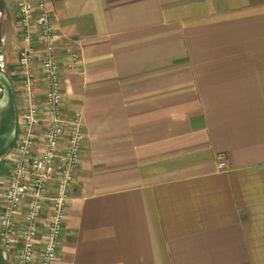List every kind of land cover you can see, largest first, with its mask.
<instances>
[{"label": "crops", "instance_id": "crops-1", "mask_svg": "<svg viewBox=\"0 0 264 264\" xmlns=\"http://www.w3.org/2000/svg\"><path fill=\"white\" fill-rule=\"evenodd\" d=\"M14 2L0 0V62L18 111ZM48 9L80 54L58 67L85 131L55 264H264V0Z\"/></svg>", "mask_w": 264, "mask_h": 264}, {"label": "built area", "instance_id": "built-area-1", "mask_svg": "<svg viewBox=\"0 0 264 264\" xmlns=\"http://www.w3.org/2000/svg\"><path fill=\"white\" fill-rule=\"evenodd\" d=\"M49 0H15L14 14L24 46L16 72L22 107L16 134L5 160L8 177L0 205V257L4 264H55L85 138L82 112L62 110L59 55L66 66L77 65L80 54L68 39L56 34ZM38 64V73L33 70ZM1 71L5 69L0 62ZM40 87L42 92H40ZM44 223V229L41 228Z\"/></svg>", "mask_w": 264, "mask_h": 264}, {"label": "water", "instance_id": "water-1", "mask_svg": "<svg viewBox=\"0 0 264 264\" xmlns=\"http://www.w3.org/2000/svg\"><path fill=\"white\" fill-rule=\"evenodd\" d=\"M0 86V159H3L8 154L16 134L17 112L11 81L3 71H0Z\"/></svg>", "mask_w": 264, "mask_h": 264}, {"label": "rangeland", "instance_id": "rangeland-1", "mask_svg": "<svg viewBox=\"0 0 264 264\" xmlns=\"http://www.w3.org/2000/svg\"><path fill=\"white\" fill-rule=\"evenodd\" d=\"M0 71H1V67H0ZM0 93H1V89H0ZM8 166L5 160V157L2 159L1 163H0V180H3V182H6V176H8ZM3 186L1 185V188Z\"/></svg>", "mask_w": 264, "mask_h": 264}, {"label": "flooded vegetation", "instance_id": "flooded-vegetation-1", "mask_svg": "<svg viewBox=\"0 0 264 264\" xmlns=\"http://www.w3.org/2000/svg\"><path fill=\"white\" fill-rule=\"evenodd\" d=\"M0 89H1V91H2L1 86H0ZM0 94H1V93H0ZM1 161H2V159H0V163H1ZM0 261H1L2 264H4V262H3L2 259H1V257H0Z\"/></svg>", "mask_w": 264, "mask_h": 264}]
</instances>
